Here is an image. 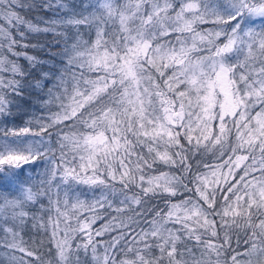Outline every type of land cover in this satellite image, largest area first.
<instances>
[{"label": "snow or ice", "instance_id": "1", "mask_svg": "<svg viewBox=\"0 0 264 264\" xmlns=\"http://www.w3.org/2000/svg\"><path fill=\"white\" fill-rule=\"evenodd\" d=\"M0 264H264V0H0Z\"/></svg>", "mask_w": 264, "mask_h": 264}, {"label": "trees", "instance_id": "2", "mask_svg": "<svg viewBox=\"0 0 264 264\" xmlns=\"http://www.w3.org/2000/svg\"><path fill=\"white\" fill-rule=\"evenodd\" d=\"M72 2L74 3H79L80 0H72ZM41 42L42 43H47L49 44L50 46L49 47H46L44 49V51L40 52L39 54L41 56H43L44 58H48L49 56H55L56 52H57V47L55 46L54 42L52 41V38L51 37H48L46 40L44 38H41ZM27 239V237H25Z\"/></svg>", "mask_w": 264, "mask_h": 264}]
</instances>
